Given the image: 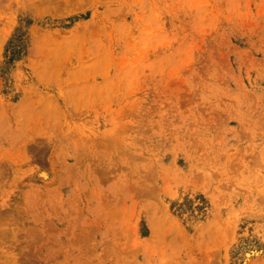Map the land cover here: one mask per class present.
I'll return each mask as SVG.
<instances>
[{"label":"rangeland","instance_id":"obj_1","mask_svg":"<svg viewBox=\"0 0 264 264\" xmlns=\"http://www.w3.org/2000/svg\"><path fill=\"white\" fill-rule=\"evenodd\" d=\"M0 264H264V0H0Z\"/></svg>","mask_w":264,"mask_h":264}]
</instances>
